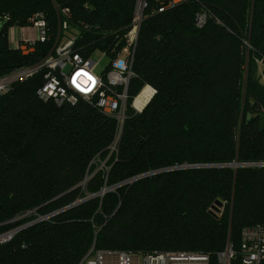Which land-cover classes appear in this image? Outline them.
<instances>
[{"label":"trees","instance_id":"16d2710c","mask_svg":"<svg viewBox=\"0 0 264 264\" xmlns=\"http://www.w3.org/2000/svg\"><path fill=\"white\" fill-rule=\"evenodd\" d=\"M169 1L145 9L129 100L146 85L156 92L141 112L127 107L115 150L117 119L82 97L42 99L44 70L0 92V236H11L0 238V264H80L96 250L192 252L222 264L229 245L230 264H242L243 228L264 223V0H180L159 12ZM136 2L0 0V18L12 16L0 34V78L53 50L65 8L73 49L111 61ZM35 13L49 39L13 47L8 29Z\"/></svg>","mask_w":264,"mask_h":264},{"label":"built area","instance_id":"2783aa9c","mask_svg":"<svg viewBox=\"0 0 264 264\" xmlns=\"http://www.w3.org/2000/svg\"><path fill=\"white\" fill-rule=\"evenodd\" d=\"M180 0H171L158 7L159 12L165 11ZM149 0H137L131 27L123 38V44L112 57L107 70L96 72L98 62L86 57L73 49L76 35L63 36L60 33L53 50L38 64L28 69H21L12 75L0 78V92H6L11 84L18 79L26 78L35 72L44 70V83L38 89L39 96L44 100H53L58 106L65 103H76L82 97L92 105L98 107L102 112L112 115L117 119V141L112 149H116L119 142L123 125L127 118V107L132 106L137 112L141 108L136 106V98L141 91L130 102L129 84L135 75L133 70L134 58L139 38L141 23ZM60 31L68 30L70 26L69 9L61 12ZM10 12L4 14V20L10 21ZM207 20L206 13H200L197 17V25L204 26ZM28 24L37 29V39L30 41L24 26L18 38L11 39L8 32L10 44L25 52L38 43H44L49 39L48 23L43 13H35L29 17ZM19 25H13L10 29ZM156 90L153 88V94ZM9 237V236H8ZM242 264H264V223L245 226L242 230V241L239 248ZM235 252L231 245L225 252L219 254L222 264H230ZM116 256L117 264H134L133 254L127 251H104L96 250L89 252L80 264H107L108 257ZM142 264H209V256L206 254L192 252L166 251L159 253H147L141 255Z\"/></svg>","mask_w":264,"mask_h":264},{"label":"rangeland","instance_id":"374dc122","mask_svg":"<svg viewBox=\"0 0 264 264\" xmlns=\"http://www.w3.org/2000/svg\"><path fill=\"white\" fill-rule=\"evenodd\" d=\"M5 23H6L5 20L0 18V34L2 32V29H3L4 25H5ZM24 29H25V32L28 33L30 41H35L37 39V29H36V27H34L32 24H27L24 27ZM63 33H64L63 36H65V37L73 35V32H70V31H68L66 29L64 30ZM61 39H63L62 36H61ZM91 59H93L94 61L98 62L97 66H96V69H95L96 72H101L102 70H105L106 66L110 62L109 56H103V54L101 52H99V51H95L93 53V55L91 56ZM261 70H263V66L261 67ZM262 73H263V81H264V70L262 71ZM100 194L102 195V193H100ZM214 211L217 213L216 210H214ZM107 264H117L116 256L108 257V263ZM134 264H142L141 255H138L136 258H134Z\"/></svg>","mask_w":264,"mask_h":264},{"label":"water","instance_id":"95a60500","mask_svg":"<svg viewBox=\"0 0 264 264\" xmlns=\"http://www.w3.org/2000/svg\"><path fill=\"white\" fill-rule=\"evenodd\" d=\"M229 165H234L235 167H237V166H239V165H251V164H241V163H239V162H234V163H231V164H229ZM262 165H264V164H262ZM189 166L191 167L192 165H184V166L172 167V168H168V170H169V169H177V168L189 167ZM211 166H221V165H211ZM162 170H163V169L158 170V171H154V172H152V173L160 172V171H162ZM152 173H146V174H143V175H140V176H136V177H134V178L131 179V180H136V179H139V178H141V177L147 176V175L152 174ZM108 190H109V189L106 188V189H104L103 191H101V193L104 194V193L107 192ZM81 201H83V200H81ZM76 204H77V202L71 204L70 206H73V205H76ZM221 206H222V202H221L220 200H216V202L212 205V208H211V210H210L211 213L217 215V214L220 212V210H221ZM68 207H69V206H68ZM68 207H66V208H68ZM62 210H63V209H61V210H59V211H62ZM214 210H216L217 213H216ZM8 236H9V234L6 233V234L1 235L0 238H2L3 240H8V238L11 237V236H10V237H8Z\"/></svg>","mask_w":264,"mask_h":264},{"label":"bare ground","instance_id":"6f19581e","mask_svg":"<svg viewBox=\"0 0 264 264\" xmlns=\"http://www.w3.org/2000/svg\"><path fill=\"white\" fill-rule=\"evenodd\" d=\"M152 95L153 87H151L150 85L145 86L139 97L136 98V106L141 108L143 104L148 102Z\"/></svg>","mask_w":264,"mask_h":264},{"label":"crops","instance_id":"0c3cea01","mask_svg":"<svg viewBox=\"0 0 264 264\" xmlns=\"http://www.w3.org/2000/svg\"><path fill=\"white\" fill-rule=\"evenodd\" d=\"M21 28V26H16L13 29H8V32H11V39L13 38V36L18 38Z\"/></svg>","mask_w":264,"mask_h":264},{"label":"clouds","instance_id":"9594fccd","mask_svg":"<svg viewBox=\"0 0 264 264\" xmlns=\"http://www.w3.org/2000/svg\"><path fill=\"white\" fill-rule=\"evenodd\" d=\"M143 89H144V88H143ZM152 96H153V95H152ZM152 96H151V97H152ZM135 97H136V96H135ZM150 99H151V98H150ZM150 99H149V100H150ZM149 100H148V101H149ZM147 103H148V102H147ZM147 103H146V104H147ZM146 104H145V105H146Z\"/></svg>","mask_w":264,"mask_h":264}]
</instances>
